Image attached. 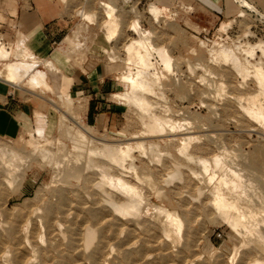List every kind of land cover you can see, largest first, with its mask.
<instances>
[{"label":"rangeland","instance_id":"374dc122","mask_svg":"<svg viewBox=\"0 0 264 264\" xmlns=\"http://www.w3.org/2000/svg\"><path fill=\"white\" fill-rule=\"evenodd\" d=\"M60 1L71 10L72 26L62 38L68 45L59 42L50 59L33 57L57 69L54 82L66 89L70 103L51 91H32L25 84L15 88L26 99L40 100L46 120L42 136L50 140L28 157L27 133L40 145L45 138L37 136V113L34 126L17 139L0 137L1 149L23 157L15 162L18 170L12 179L0 173V264H27L29 259L32 264H239L240 260L247 264L257 257V251L241 254L250 251L248 245L232 262L233 249L242 237L208 204L210 190L223 175L213 163L218 157L238 175L240 191L246 196L242 199L251 204L250 209L264 210V125L243 110L264 106L254 75L256 69L264 74V13L247 0H234L241 11L218 35L216 30L226 21L211 17L198 2L107 0L119 21L115 37L107 40L101 0ZM151 6L165 8L163 17L149 16ZM135 23L137 30L132 28ZM138 30L149 37L150 65L148 71L144 69L150 79L139 77L146 85L131 89L120 77L143 71L126 51L139 40ZM0 39V47L6 50L17 41L25 46L20 34L11 41ZM163 52L168 72L158 55ZM88 63L102 68L121 86L119 94L111 96L121 115L115 131L88 127L82 122L80 103L68 93V71ZM254 97L251 107L248 99ZM137 99L145 104L139 106ZM53 105H60L77 122L65 120L64 134L54 129L59 114ZM151 118L158 119L162 131L145 132ZM165 121L179 126L172 129L169 123L161 124ZM78 125L86 131L85 141L76 135L83 133ZM133 136L142 138L131 140ZM96 139L110 145L130 144L129 155L117 166L104 162L92 151ZM94 163H102L108 176L136 190L133 212L124 213V205H133L135 198L130 202V195L119 186H96L99 176ZM211 174L214 178L208 181ZM114 206H121V213ZM165 212L182 223L178 236L163 233ZM87 229L94 232L89 247L83 242Z\"/></svg>","mask_w":264,"mask_h":264},{"label":"bare ground","instance_id":"6f19581e","mask_svg":"<svg viewBox=\"0 0 264 264\" xmlns=\"http://www.w3.org/2000/svg\"><path fill=\"white\" fill-rule=\"evenodd\" d=\"M101 3L103 5H105V10H103V17L106 19L102 25V28L105 29L106 39L111 40L116 35V27L118 26L119 21L114 16L115 10L113 8H111L112 7L111 5H113L112 2L107 1V0H101ZM165 12H166L165 8H158L155 6L149 7V16H151L155 20H157L158 18H162L163 15L165 14ZM228 25H229V23H222L220 25V27L218 28V30H216L217 34L223 35V32L227 29ZM132 28L134 30H137V23L133 24ZM138 33L140 34L139 40L138 41L135 40L132 43H130V45H129L130 47L129 48L127 47L126 51L131 55L130 57L132 59L134 58L133 63L137 62L139 64V66L141 65L140 68L143 67L144 74L142 73L143 71L141 72V69H140L136 73H134L135 76L126 75V76L120 77L121 82L126 83V84H130L131 89L134 87H140V86L142 87L143 84L146 85V82H144L142 79H143V75H147L145 73V71H146L145 69L147 67H149V65H150L149 64V53H148L149 47L147 45L148 44L147 40L149 41V39H148L149 37L142 30H138ZM17 42H19V41H17ZM63 42L67 43V45H68L67 41L65 42V40H64ZM16 43L14 44L15 45L14 48H10L8 50L4 49L3 47H0V79H2L4 82H6L8 84H12V85L17 84L18 86H16V87H18L19 89H22V85L25 84L27 86V88H31L30 90H32V91H34L36 89L44 90V91H48V92L51 91V92L55 93L56 95H60L62 97V99L64 100V102L69 104L70 102H69V99L67 96L66 89L60 88L54 82L55 70H57V69L48 63L44 64L42 61L35 59L33 57V55L30 53V51L25 46H23L21 44V42H19V44L17 43V45H16ZM253 49H255V48L253 47ZM224 51H222V52H224ZM222 54L226 55L227 53H222ZM27 55H30V58ZM158 55L161 58V62L163 64L166 72H168L170 66H169V63L164 60V59H166L167 53H165V52L160 53V54L158 53ZM129 60H131V59H129ZM135 60H136V62H135ZM126 65H130V64L127 63ZM37 66L42 67L43 71L37 70V68H36ZM144 67H146V68L144 69ZM137 68H139V67H137ZM26 70L28 71L27 74H25ZM147 71H148V68H147ZM21 72H23L24 74H21ZM254 72L253 73L255 75V79H257L256 81L258 82V87H260L259 88L260 94H262L264 96V74L260 69H256V70H254ZM48 76H50V78L52 79L53 82L49 81ZM139 77H142V79H140V81H139ZM147 77H148V75L146 76V78ZM144 78H145V76H144ZM155 78H157V77H155ZM147 79H150V77ZM19 86H21V87H19ZM248 101H250L249 104L251 105V107H254V103L256 102V97L249 98ZM136 102L139 106H143L145 104V102H143V100H140V99H137ZM52 108H53L54 112L59 114V119L57 122L58 125H57L56 131L58 132V134H64L66 132V131H64V128H65L64 122L67 119L72 120V117H69V114L66 115V112L64 110H62V107L60 105H58V106L53 105ZM243 110L245 111V113L251 112L253 114L254 119L261 122V124L263 123V125H264V106H257V107H254L252 109L244 108ZM253 111H256V112L253 113ZM157 120L158 119H155V118L150 119V121L145 125V130H146L145 132L146 133L152 134V133H156V132L163 130V127L160 126V124H159L160 122ZM44 121H45V117L43 116L41 118V123L42 122L44 123ZM72 121H73V123L77 124L76 120H72ZM165 122L161 123V124L169 123L170 126H172L171 127L172 129L174 127L176 128V126H179V125H177V124L175 125L169 121H165ZM78 126L80 127V125H78ZM81 130L83 131V133H76V135L80 139L85 141L87 139L86 131L83 128H81ZM27 136H28V140L25 141V144L27 147L29 146L31 148V151L27 154L29 158L31 156L33 157V155L35 153H37L38 150H41L43 147L47 146V144L49 143V140H50V138L45 137L43 141L40 140L42 143V145H40L38 139L31 138L29 133H27ZM141 136L140 137L133 136L130 139L131 140L140 139V138H142ZM88 139L90 140V138H88ZM94 142H95L94 144L96 145V147H95V150H92V151L94 153H96L97 155L99 154L100 156H98V157H101L100 158L101 160L104 159V162L106 159V160H109V162L112 163L113 165L115 164L116 166L120 164L121 160H123L126 156L129 155L128 153L130 152V148H131V145L126 144V143L125 144H118V145H110L109 143L107 144L106 141L100 140V139H96V141H94ZM19 151H21V150H19ZM38 152H40V151H38ZM41 153H43V152H41ZM45 154L46 153H43V155H45ZM39 155L43 156L40 153H39ZM45 156H47V155H45ZM89 156H91V155H89ZM22 160H23V157H20L19 155H17V152L15 153L14 151H5L4 149L0 148V173H3L6 176V178L12 179L15 171L18 170V169L15 170V168H17L16 165H18L15 162L17 161V163H19V162H22ZM213 163L216 165V168L222 172L223 175H222V178L219 180V182H217V184L210 190V194L212 195V199L210 200L208 206L214 211V213L222 221L226 222L229 225V228H231V230L233 232L235 231L238 233V235H237L238 238H239V236L242 237V239H241V237L239 238V239H241L240 242H237V243H239L238 248L236 250L233 249L234 253L232 254V262H233V260L235 261V259H236L235 257L237 256V254L241 250L246 248L245 246L250 245L251 246L250 251H248V252L242 251L241 254L242 255H248V254H251L250 252H252V251H257L259 255L257 254L258 256L255 257L254 259H252L251 261H248L247 264H264V239L262 237V233L260 232L262 230L261 228H263V230H264V217L261 216L262 212L264 213V210L262 212H259L258 210L256 211L255 208L253 209V207H252V209H250L249 206L251 204L248 205L249 204L248 199H250V198L247 197L248 198L247 199L248 204L246 203L245 200L242 199V196L244 197L245 195L240 191L241 187L243 185L241 184V181H240L238 175L236 173H234L233 171L227 169L226 165H222L221 161L218 157L213 159ZM101 165H102V163H101ZM101 165L94 163L92 166V167H95V171H97L98 176H99L98 183H95L96 186L100 189L101 186L111 185V183L114 185H117L120 187V189L123 190V192H126L130 195L129 201L133 202L131 200H133L137 196L136 190L133 189L132 187H129L122 180L114 179V178L108 176L107 172L105 171V168ZM200 165H201L202 169L206 170L207 166H206L205 162H201ZM72 169H73V167H72ZM91 171H94V170H91ZM91 173L93 175H96L95 172L94 173L91 172ZM213 178H214V174H211V177H209L207 180L211 181V180H213ZM251 194H252V192H251ZM138 199H139V197H138ZM136 200H137V198H135V200H134L135 205H134V202H133V205H132V203H127L126 208L124 205V210H125L124 213H127V211L133 212L131 209H133L134 206L137 207L136 202L138 200L137 201ZM254 203L255 202H253V204ZM262 204H263V202H262ZM121 206L119 208H116L118 206H114L116 208V209L114 208L116 213H118V212L121 213L120 209H122V207H123V206L122 207ZM254 207H257L256 204L254 205ZM258 207H257V209H258ZM260 210H261V208H260ZM35 213L37 214V211H35ZM124 213H123V215H124ZM46 215H48V214H46ZM214 217H216V216H214ZM163 218H164V221H163L164 226L162 225V227H163V233L165 234V236H169V235L173 236V234L177 235L180 233V231L182 229V223L180 222L179 219H177V217L173 213L165 212V213H163ZM177 236H175V237H177ZM252 236H254L255 238L253 237L254 238V239L252 238L253 240L247 242V240H249V238ZM93 241H94V232H92L89 229L85 230V233L83 236L84 245L86 247H89L93 243ZM242 247H244V248H242ZM230 260L231 259H229V261ZM27 264H32V260L29 259ZM214 264H223V263L215 262ZM239 264H241V260H240ZM244 264H246V263H244Z\"/></svg>","mask_w":264,"mask_h":264},{"label":"crops","instance_id":"0c3cea01","mask_svg":"<svg viewBox=\"0 0 264 264\" xmlns=\"http://www.w3.org/2000/svg\"><path fill=\"white\" fill-rule=\"evenodd\" d=\"M190 1L198 2L211 17L226 23L241 11L234 0ZM247 1L258 12L264 13V0ZM70 13V8L60 0H0V37L11 41L20 34L25 47L34 57L50 59L56 52L55 46L65 39H62L64 34L72 26ZM67 75L68 93L76 103H80L82 122L102 131L118 129L121 115L111 100V96L120 92L117 80L90 63L68 71ZM15 88L19 89L0 79V137L17 139L22 132L34 126L35 113L37 136L43 137L46 120L41 123L44 108L40 100L34 97L26 99Z\"/></svg>","mask_w":264,"mask_h":264},{"label":"built area","instance_id":"2783aa9c","mask_svg":"<svg viewBox=\"0 0 264 264\" xmlns=\"http://www.w3.org/2000/svg\"><path fill=\"white\" fill-rule=\"evenodd\" d=\"M0 42H1V39H0ZM3 44V43H2ZM4 46L6 45L5 43L3 44Z\"/></svg>","mask_w":264,"mask_h":264}]
</instances>
